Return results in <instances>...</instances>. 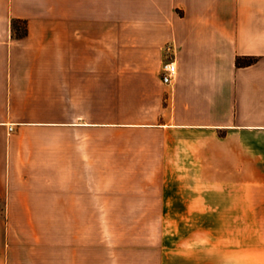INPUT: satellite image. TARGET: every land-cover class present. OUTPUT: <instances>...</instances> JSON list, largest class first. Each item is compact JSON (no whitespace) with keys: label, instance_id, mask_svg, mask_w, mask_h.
I'll list each match as a JSON object with an SVG mask.
<instances>
[{"label":"crops","instance_id":"0c3cea01","mask_svg":"<svg viewBox=\"0 0 264 264\" xmlns=\"http://www.w3.org/2000/svg\"><path fill=\"white\" fill-rule=\"evenodd\" d=\"M115 4L0 0V264H31L20 261L5 223L35 221V207L50 199L46 145H66L69 129L83 135L95 124L83 121L85 89L94 86L84 63L94 61L98 15ZM123 4L141 15L142 56L177 64L174 81L156 90L155 117L125 123L139 131L140 165L157 176L153 220L233 223L219 264H243L240 223L264 222V0ZM52 13L60 15L58 69L51 68ZM14 18L27 21L24 36L12 34ZM246 56L256 60L237 66Z\"/></svg>","mask_w":264,"mask_h":264},{"label":"rangeland","instance_id":"374dc122","mask_svg":"<svg viewBox=\"0 0 264 264\" xmlns=\"http://www.w3.org/2000/svg\"><path fill=\"white\" fill-rule=\"evenodd\" d=\"M115 5L98 15L94 61L84 63L94 86L85 89L83 121L95 124L85 126L83 135L69 129L66 145H46L51 162L43 178L51 186L50 199L35 207V221L5 224L14 232L20 261L31 264H219L225 231L233 223L153 220L160 204L157 176L140 165L146 158L139 131L125 123L155 117L156 90L170 84L160 81L165 59L142 56L141 15L129 13L123 0ZM13 20V35L27 29L25 19ZM51 21L56 44L51 68L58 69L60 15L52 13ZM240 225L243 264H264V222Z\"/></svg>","mask_w":264,"mask_h":264},{"label":"built area","instance_id":"2783aa9c","mask_svg":"<svg viewBox=\"0 0 264 264\" xmlns=\"http://www.w3.org/2000/svg\"><path fill=\"white\" fill-rule=\"evenodd\" d=\"M176 76H177V64L174 59L167 58L162 62L160 67L161 82L163 84H171L176 78Z\"/></svg>","mask_w":264,"mask_h":264},{"label":"trees","instance_id":"16d2710c","mask_svg":"<svg viewBox=\"0 0 264 264\" xmlns=\"http://www.w3.org/2000/svg\"><path fill=\"white\" fill-rule=\"evenodd\" d=\"M16 21H17V19H16ZM12 27H13V29L15 28V20L12 21ZM26 32H27V29L24 26V29L21 32V34H18L15 32V36H24L26 34ZM255 60H256V57H254V56L237 57L236 64H237V66L248 65V64L253 63Z\"/></svg>","mask_w":264,"mask_h":264}]
</instances>
